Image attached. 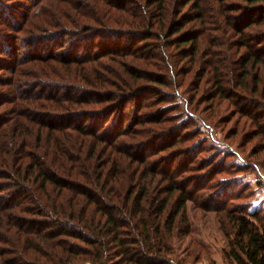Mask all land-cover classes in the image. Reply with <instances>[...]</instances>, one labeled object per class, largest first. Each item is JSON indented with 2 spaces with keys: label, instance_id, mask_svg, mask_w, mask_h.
<instances>
[{
  "label": "trees",
  "instance_id": "trees-1",
  "mask_svg": "<svg viewBox=\"0 0 264 264\" xmlns=\"http://www.w3.org/2000/svg\"><path fill=\"white\" fill-rule=\"evenodd\" d=\"M217 1L71 0V27L60 12L42 14L25 37H0L26 45L24 57L10 54L29 73L15 82L31 86L0 88V264H173L177 221L197 187L218 184L222 150L200 156L195 137L218 126L223 101L250 119L244 135L261 148L249 155L263 165L264 0ZM67 33L81 41L56 52ZM228 191L205 204L221 214L226 253L264 264V211L224 202Z\"/></svg>",
  "mask_w": 264,
  "mask_h": 264
},
{
  "label": "rangeland",
  "instance_id": "rangeland-1",
  "mask_svg": "<svg viewBox=\"0 0 264 264\" xmlns=\"http://www.w3.org/2000/svg\"><path fill=\"white\" fill-rule=\"evenodd\" d=\"M70 1L71 0H51V2L48 1L47 3L46 1H44L45 3H43V7L37 4L40 2L39 0H4L7 8L5 11L0 8V37L4 38L5 34H12L13 31L24 36L22 28L29 23V17L31 20L33 19L32 22H34L37 20L40 21L38 17L42 14H46V16L52 17L53 13L56 14L57 12H60L62 14V18L60 19H72L71 14L75 13V8ZM142 1L144 2V0ZM208 1L213 4L219 3L218 1L216 2V0ZM1 2L2 1L0 0V4ZM226 2H229V0H226ZM131 3L132 2H130L129 4ZM171 7H173V4H171ZM177 8L178 7H176V9ZM41 9H43V11ZM186 9L187 7H185V10ZM39 11H42L43 13L41 12L40 14ZM35 13H37V15ZM29 14L31 16H29ZM69 20L68 24L65 25L66 27H71L73 25V23H71ZM47 26L50 25L47 24ZM65 26L55 28V31L53 32L63 30L62 28ZM96 26L100 27L99 24H97ZM50 28L51 27H48L45 31L42 32H46L47 35H50L52 34ZM29 35L31 37L34 34L28 33V36ZM78 39L79 38H77V36L67 33L65 35L66 45L56 48V52H58L60 48L63 49L64 47H67V45L74 44V42H76V40ZM149 40L151 42L152 39ZM11 41L13 40L11 39ZM80 41L81 40H78V42ZM51 43L53 44V39L49 42V45H51ZM62 43L63 41L61 42V44ZM12 44L14 45L10 47L4 46L3 43H0V65L2 64V61L8 59L7 65L0 67V88H11V95L17 94L15 92H17L18 90L23 91L29 90L31 88V86L27 83H23L22 85L18 86L15 82L17 78L28 77L29 73L23 74L24 71L28 72L24 69L25 66H27V63H25L26 61L23 59V61L18 62L17 60L13 59V56H11L10 54L14 51V46H16L20 51H22L23 54L21 55H23L24 57V55L26 54L24 53V48L26 45H24L22 42L15 44L14 41L12 42ZM85 44H87V42ZM138 44L141 45L142 42H139ZM150 52L151 54H153L152 51ZM17 56L19 57V55ZM130 61H132L133 63L137 62L138 64L144 66L143 62L138 61L137 59H131ZM82 93L86 94L82 90L78 92L79 95H82ZM4 99L5 96L3 97V95L0 94V102ZM146 99H149V97H146ZM133 102L134 101L131 99L129 100V102H127L126 111L129 116L127 121L132 118L134 104ZM163 105L164 104H162L161 106ZM159 106L160 104L158 103L154 107H152V109H158L160 108ZM78 108H80V106ZM148 110H151V108H149ZM220 110V113L218 112L217 115L215 114V116H213L215 117L213 120H219L218 122L215 121L216 123H218V126H215L214 123L213 126H201L200 133H198L197 137H195L198 139L201 138L200 141L202 143V147L204 149H207L206 152L204 150L202 152H199L198 154H200V156L205 155L204 157H207V154H211L210 157H213L212 153L217 152L218 150H222L221 158L223 160V163L221 165V169L219 170V172H214L211 175L213 179L210 180L217 181L218 184H213L212 188H203L200 185L195 189L196 200L190 201L188 204L187 220L179 219L177 221V227L175 229L174 236L171 239V246H173V264H235V262L226 253L227 241L225 239L219 221L221 214L218 213L216 209H207L205 205L208 202L207 197L216 195L217 192L219 193L220 191H222L221 193H219L221 195L220 197L222 198L224 195L223 192L228 193V189L230 190V188H232V192L234 191L236 194H230V196H233L231 198H228L229 195H226V197L224 198V202H229V204H247L251 206V208H260L262 211H264V163L263 165H261V163L257 161V157L255 158V156L249 155V152L255 150V148H261L257 143L260 138H255L247 141V136L244 135V133H247L245 129H248L250 131V129L252 128V126H250L249 124L250 119L248 118L247 120V115H242V111H240L235 104H227L226 101H223L222 109L220 108ZM205 112H210V110H207ZM55 115L60 116L57 113H55ZM225 115L229 116L231 120H226L224 117ZM42 117H44V115ZM55 117L56 116H51V118L54 119L58 118ZM205 119L201 117L200 121L202 123L203 121L209 123V120L207 121V119ZM245 121H247L246 124ZM244 125H247L248 127H244ZM233 127L235 129H239L238 133H234L232 131ZM208 128L209 130H207ZM211 132L213 134H211ZM226 135L229 137H226ZM134 150H138V148L136 149L134 147ZM223 150L227 151L224 152ZM261 155L264 156V152ZM153 158L157 159L160 158V156L157 155V157L155 156ZM220 163L221 161L218 158L215 166L220 165ZM200 166V163H197V172L201 174L208 173V171L212 169V167H209L207 170L201 171ZM192 172H196V170H193ZM185 175L189 177L193 176V174L190 172L185 173ZM188 188H192V184L189 185ZM210 190H212V192ZM203 200H205V202ZM220 202H223V200H220L217 204H219ZM43 217H45L48 221L50 220L51 215L50 217ZM97 237H101V232H99ZM110 257L111 255L107 254V258L110 259ZM113 258L117 259L118 257L113 256Z\"/></svg>",
  "mask_w": 264,
  "mask_h": 264
}]
</instances>
